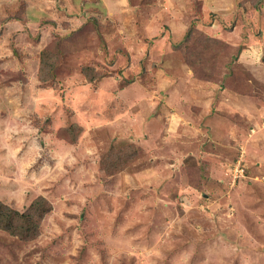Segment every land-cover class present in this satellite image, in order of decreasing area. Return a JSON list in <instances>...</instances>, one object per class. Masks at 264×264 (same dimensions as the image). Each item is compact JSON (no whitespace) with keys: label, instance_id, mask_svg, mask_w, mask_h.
<instances>
[{"label":"rangeland","instance_id":"rangeland-1","mask_svg":"<svg viewBox=\"0 0 264 264\" xmlns=\"http://www.w3.org/2000/svg\"><path fill=\"white\" fill-rule=\"evenodd\" d=\"M219 1L0 0V202L51 205L0 264H264V0Z\"/></svg>","mask_w":264,"mask_h":264},{"label":"trees","instance_id":"trees-1","mask_svg":"<svg viewBox=\"0 0 264 264\" xmlns=\"http://www.w3.org/2000/svg\"><path fill=\"white\" fill-rule=\"evenodd\" d=\"M93 21L95 22V20ZM184 37L185 39L190 40V31L186 32ZM206 73L208 76L210 75V73ZM208 78L200 77V79H204L206 81L209 80ZM128 164V160H125L124 162L120 160L121 169L126 167ZM100 167L105 170L107 175H109L112 173L110 172V169L113 171L115 164L112 160L107 159L100 164ZM207 182H212V180L206 173L205 183L206 185H209L210 183L207 184ZM50 210L51 205L42 197L35 199L24 212L14 210L6 204L0 202V229L7 231L10 234L20 236L22 237L21 239H31L39 232L40 223L43 217L50 212Z\"/></svg>","mask_w":264,"mask_h":264},{"label":"crops","instance_id":"crops-1","mask_svg":"<svg viewBox=\"0 0 264 264\" xmlns=\"http://www.w3.org/2000/svg\"><path fill=\"white\" fill-rule=\"evenodd\" d=\"M220 1H219V3H221ZM224 1H226L225 3L230 2V0L229 1L228 0H224ZM171 23H172V21H171ZM175 23L172 24V27H171V38H172V40L173 39H175V40L179 39L181 37L180 35L181 34L183 35V32H185V31H183V29L185 27L184 23L179 22V21H175ZM178 25H179V27H178ZM157 52H158L157 49H155L154 53L151 52V55H155ZM180 87L181 86L175 87V86H171L170 85V86L164 87V89H165L164 92L170 94L169 95V99L170 100H172L173 98L177 99L176 98L177 95H175V93L179 92L180 90H181V93L185 96V97L181 96L182 98L179 96L178 102L176 101L177 102V106L178 107L180 106V111H177L176 108H175V110L174 109H170V110L167 111L169 116H171L170 117L171 121L173 120V123L177 127L183 128L181 125H185V128H183V130L180 129L178 131L179 132L178 134L183 135V138H185V137H188L187 136L188 134H193L194 131H192L191 129L194 128L195 121L197 119H201L199 121H201V123H202L203 121L206 120V119L205 120L203 119L204 115L206 116V114H204V113H206L207 110H208V113L210 111H212V109H213L212 108L213 107L212 106L213 97L210 94H208L209 97H208V99L206 98L207 100H205L204 94L206 93V91H207V93L209 91L212 94L213 91L211 90V88H209L207 86H204V85H199V86H197V84L192 85L190 83V81H189V84H187L186 86H184L182 88H180ZM202 92H203V94L201 95ZM213 95H214V93H213ZM183 98L187 99L189 101H192L193 103H195V101H196L197 103L200 102V104L206 105V107H204L203 111L200 109V111H199L200 113L197 114V117H196L195 121L192 120V119L195 118L193 113L192 114L186 113V111H185L186 110V106H184V104H183ZM229 99H230V97L229 98H225L226 101H229ZM138 118H140V117L138 116ZM137 123L140 124V126L136 125L137 126L136 128L140 131V133L143 130H145L147 133H149V132L151 133L152 132L151 126L147 125L146 127L142 128L143 125L147 124V121L145 119L144 120L141 119V121L137 120ZM211 123H212V120L210 121V124ZM185 147H187V145H185Z\"/></svg>","mask_w":264,"mask_h":264},{"label":"built area","instance_id":"built-area-1","mask_svg":"<svg viewBox=\"0 0 264 264\" xmlns=\"http://www.w3.org/2000/svg\"><path fill=\"white\" fill-rule=\"evenodd\" d=\"M243 173H244V168L240 167V162H238L236 168L234 169L233 178L235 179L238 176H242Z\"/></svg>","mask_w":264,"mask_h":264}]
</instances>
